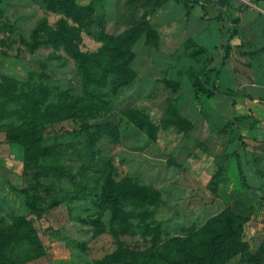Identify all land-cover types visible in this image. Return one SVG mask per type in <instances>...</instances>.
<instances>
[{
  "label": "rangeland",
  "instance_id": "obj_1",
  "mask_svg": "<svg viewBox=\"0 0 264 264\" xmlns=\"http://www.w3.org/2000/svg\"><path fill=\"white\" fill-rule=\"evenodd\" d=\"M196 1L185 11L176 0H0V142L47 106L54 115L36 127L54 152L39 162L64 169L40 170L31 190L17 151L0 149L11 195L59 200L43 213L51 232L31 218L44 260L90 264L119 245L123 264H175L190 252L168 243L196 249L222 225L211 179L239 135L218 116L224 97L264 102V0ZM203 153L216 164L206 180L191 173ZM6 199L0 226L21 255L33 230L15 228ZM255 232L246 221L223 264H264Z\"/></svg>",
  "mask_w": 264,
  "mask_h": 264
},
{
  "label": "crops",
  "instance_id": "obj_2",
  "mask_svg": "<svg viewBox=\"0 0 264 264\" xmlns=\"http://www.w3.org/2000/svg\"><path fill=\"white\" fill-rule=\"evenodd\" d=\"M234 98L236 99L232 102V100L224 97L222 102L223 104L226 102L230 109L225 110L227 113L218 117L225 124L226 134L236 133L239 135V140L237 141L239 145L236 153L245 185L240 184L233 156H226L221 165V173L212 177L211 183L214 189L209 195L213 196L223 206L226 205L233 211L246 215V221L252 229L264 231V210L258 207L259 203L262 200L264 201V102L254 97L241 96V94H237ZM0 149L4 150L7 156H9V151L11 150L17 151L21 165V147L18 144L2 141L0 142ZM197 162L195 168L191 169L193 176L204 178L205 180L209 179L216 169L213 157L210 154L203 153ZM0 164V192L5 194V197L7 196L6 204H11L15 207L16 215L33 218L34 214L27 209L22 193L14 189L16 192L12 195L10 194L12 190L9 186V184H12L11 174H8L9 171L5 174L6 163L3 159H1ZM244 169L252 170L254 174L252 175L253 182L246 179ZM25 173L24 171V175ZM19 174L20 176L23 175L21 169ZM16 184L13 183L12 185L17 186ZM11 197L13 201L9 200ZM3 215L1 210L0 216ZM42 248L47 251L43 246ZM46 255L45 252L41 256L18 264H57V262L54 263L49 258L44 260L43 257Z\"/></svg>",
  "mask_w": 264,
  "mask_h": 264
},
{
  "label": "trees",
  "instance_id": "obj_3",
  "mask_svg": "<svg viewBox=\"0 0 264 264\" xmlns=\"http://www.w3.org/2000/svg\"><path fill=\"white\" fill-rule=\"evenodd\" d=\"M176 1H179L183 5L185 11H188L192 2L197 3L196 0ZM219 7H224L223 1L219 2ZM203 91H205V89H203ZM50 114L53 116L54 112L52 113L50 108L47 106L43 107L40 111L28 118L24 129L14 130L13 132L9 133L5 139L6 142L16 143L21 147V173L24 175L25 171L27 177L31 179V190L40 185V170L42 172L44 171L45 173H49L55 178L59 177L64 171V169H61L58 165H52L49 163L41 164L39 162L40 158L49 156L54 152V146L52 143L40 145L39 137L41 129L39 128V125L36 127L37 122L42 119L45 120ZM56 116L57 117H51L53 118V121L58 118H62V116ZM232 156L235 161L240 184L245 185L236 151H233ZM221 170L222 166L220 165L214 172L213 177L221 173ZM9 186L12 188L11 184H9ZM46 188H48V186H46ZM15 189L22 193L27 209L29 212L34 214V217L38 221L41 222L42 230L45 232H51L52 228L48 223H46L43 213L48 208L55 206L59 201L58 198L52 197L45 206H39L33 203L35 196H33L32 193H28V190H26L24 187ZM259 204H261V202ZM263 206H261L262 209L264 208ZM221 212L224 215L221 218L222 225L210 233L206 238L203 237L200 238L199 241H196V249L191 247L188 238H176L180 239L178 243L172 242L166 245L169 249H176L185 244L187 246L186 250L190 252L188 257L177 260L175 264H223L228 258L236 254L242 248L241 246L243 243L240 240L241 226L245 224L247 216L233 211L226 205L223 206ZM13 218L16 229H20L21 227L23 228L25 223H27L33 230L34 237L31 241L27 242L28 246L21 255L14 254L11 256L9 254L10 249H8L9 237L7 236V232L4 230V228L0 226V264H18L22 261L41 256L44 253V250L40 244V240L34 231L32 219L30 217H25L18 214L14 215ZM255 233L258 234L259 231ZM120 252V246L116 245L113 251L104 253L90 264H123V259H121L119 256Z\"/></svg>",
  "mask_w": 264,
  "mask_h": 264
}]
</instances>
